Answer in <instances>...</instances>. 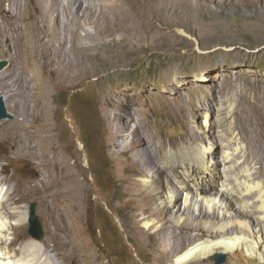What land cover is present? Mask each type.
Instances as JSON below:
<instances>
[{
	"label": "rangeland",
	"instance_id": "1",
	"mask_svg": "<svg viewBox=\"0 0 264 264\" xmlns=\"http://www.w3.org/2000/svg\"><path fill=\"white\" fill-rule=\"evenodd\" d=\"M66 1L61 3L63 6L59 15L61 28L57 29L59 35L55 39V45H62L64 50L67 48L65 50L67 58L76 63L78 56L73 49L77 44L78 46L84 44L87 47L88 58L85 59V64L77 68L79 72L82 70L81 76L69 80L68 83L65 81L51 92L48 103L52 110L49 117L55 137V153L59 152V159L62 157L73 165L78 181L86 192V202L81 213L68 204L61 206L62 213L74 225L73 234L77 242L99 256L102 263L154 264L153 252L149 250H152L150 245L154 241L152 235L155 233V228L148 229V224L154 223L156 218L152 215L150 219L144 220L146 211L148 214H154L158 210L159 201L155 195L156 191L150 188L153 173L145 164V168L142 167L143 170L140 172V167L134 169L125 162L129 160L133 140L128 135L122 139L114 137L112 127L114 116L119 110L127 112L128 116L123 119L127 120L132 129L137 128L138 137L147 136L145 139L150 146L151 155L158 153V150L168 151L170 147L173 148L172 144L175 142L179 148L189 149L190 152H196V149L213 150L214 145L208 140L209 134L213 131L216 139H223L224 150L231 153L235 148L237 149L235 158L237 160L231 163V167L235 169L239 166L234 171V175L239 179L243 164L241 157L247 155V151L264 156V131H262L264 123L262 124L260 120L264 117V0H216L217 2L215 0H163L165 2L152 0V9L146 18L147 25L139 23L137 17L133 16L138 0H79L82 6L95 5L93 8L98 13L92 17L84 14L85 19L83 16L72 18L74 16L69 15ZM71 1L73 0H69ZM69 7L73 12L74 6L69 5ZM21 10L23 16L19 23L30 36L29 47L25 49V54L29 55V75L36 73L37 75H34L35 78L38 76V79L36 78L33 85L39 80V89H44L42 79L45 75L44 58L55 60V57L41 48L42 42L46 43V40L41 41L40 36L43 30L49 32L46 39H51L52 34L49 28L45 29L47 26L44 24V29L40 28L42 23L39 21L38 52L33 38L35 18L28 17L23 6ZM39 10L42 11L40 3ZM174 11L181 12L180 16H175ZM71 23L75 24L71 26ZM101 24L105 26L102 27ZM85 34L89 39L84 38ZM8 35L10 37L11 33ZM10 38L11 41L7 44L0 38V60L7 61L6 68L0 74H10L16 68L18 56L16 44L19 40L18 37ZM34 52L39 54V58L33 55ZM82 66L85 68L82 69ZM39 77H42V80ZM210 93L214 95L216 103L212 104L213 110L206 105L208 100L206 101L205 96ZM71 95L89 101V107L93 104L98 109L104 136L101 143L98 141L97 144L108 153L105 170L97 171L95 162L88 161L80 140L79 121L82 114L75 111L66 99ZM0 97H6L1 90ZM4 103L11 119L0 121V125L14 121L19 123L22 118L17 109H13L9 100H4ZM258 131H261V134L259 133V137H262L261 149L258 143ZM192 136L196 139L190 141ZM119 145L126 150L125 154L117 153ZM15 151L16 146L10 141L0 139L1 176L13 175L11 187H15L18 183L35 181L38 171L41 180L50 179L48 167L44 165L47 159L40 157L39 164L29 158L8 159V156ZM220 153L216 154L218 158L222 156ZM53 154L49 156L53 158ZM160 159L163 160V155H160ZM142 162L141 160L139 166H143L144 162ZM226 167H217L216 175L206 174L207 188L213 191L226 189L225 185L231 183L233 178V174L229 173ZM249 167L257 168L253 162ZM263 169L264 165H262L263 176L259 175L258 180L264 182ZM95 171L97 173L93 174ZM177 171L181 173L182 169ZM251 175L253 180L256 179L254 170ZM175 180V177L171 178L172 184H176ZM130 188H133L132 192ZM6 190L8 186H0V200ZM170 190L172 191L171 187L167 189L169 196ZM145 194H151V199L146 198ZM186 195L185 192L182 193L181 201ZM255 203L253 197H246L242 204L248 206L254 213L257 206ZM31 204H36L35 215L43 231V237L38 239L40 241L46 235L40 212V200L39 202L31 200L23 204L22 219L26 223V233L31 236L28 232ZM242 204L238 201L232 202L229 208L230 214L233 215ZM217 208L221 215V209ZM220 218L223 219L222 216ZM226 218L223 222L235 221L234 217ZM189 220H179L176 217L174 224L180 226L183 223L191 227L194 232L188 235L197 240L200 239L197 236L199 228L206 233L202 239L204 240L209 238L210 233H217L218 226L222 223L213 226L207 219L190 218ZM5 222L10 227L18 223L17 220L6 219ZM108 224H110L109 228L106 226ZM250 225L252 232L249 236H253L252 240L257 245H261L262 233L258 234L259 228L255 223L251 222ZM174 230L178 233L177 227ZM10 237L7 236L8 241ZM154 244L156 246V242ZM12 249L13 251L7 253L1 251L0 259L13 255L14 247ZM159 249L163 252L165 247L161 246ZM263 252L264 250L260 249V253L264 255ZM220 255L225 256L222 264H226L229 254ZM176 259V254H173L166 264H187L179 263ZM14 260L21 262L19 258ZM210 261L215 264L214 257Z\"/></svg>",
	"mask_w": 264,
	"mask_h": 264
},
{
	"label": "bare ground",
	"instance_id": "2",
	"mask_svg": "<svg viewBox=\"0 0 264 264\" xmlns=\"http://www.w3.org/2000/svg\"><path fill=\"white\" fill-rule=\"evenodd\" d=\"M63 1L64 0H0V38L4 40L5 44L11 41L10 37L13 39L18 37L19 40L16 44L18 46L16 68L10 74H0V90L6 94L3 101L9 100L13 105V109H17L22 118L19 123L14 121L9 124L0 125V139L8 140L16 146V151L12 152L8 156V159L11 160L17 157L29 158L39 164V158L44 157V159H47L44 165L48 167L47 171L51 175L48 181H44V178L43 180L40 179L38 171L35 181L18 183L15 187H11L10 184L14 179L13 175L1 176L2 171H0V186H8V190L3 193V197L0 200V218H2L0 220V253L1 251H5L6 253L7 251H13L12 248L14 247L13 255L0 259L1 264H104L102 263L103 261H100L99 256L94 254L91 250L86 249L88 247L83 248L79 242H77L73 234L74 225L65 218L61 209L62 205L68 204L81 213L86 202V192L83 191V186L78 181L73 165L69 164L67 160L62 157V160L59 159V152L55 153V137L53 136L52 124L50 123L51 117H49L52 109L48 100L51 96V92L56 86L64 84L65 81L68 83L69 80H74V78L76 79V77L81 76L82 70L79 72L77 68L85 64V59L88 58L87 47L84 46V44L78 46L76 42L77 37H74V35L73 37L76 39L75 42L77 46H75L73 50L78 56L76 63L75 61L69 60L70 58H67L68 55L65 53L67 48L64 50L62 45H55V39L58 38L59 35L57 34V29L59 27L61 28V26H59V15L63 8L61 5ZM158 1L165 2L163 0ZM66 2L69 15L74 16L72 17L74 19H76V16L81 17L84 14L91 17L98 14L93 8L95 5L91 6L88 4L82 6L79 0H73L71 2L67 0ZM39 3L42 4V11L39 10ZM69 5L74 6L75 9L73 12ZM22 6L28 17L35 18L33 38L35 39V47L38 52L39 21L42 23L40 28L44 29V24L47 26L45 29L49 28L52 34H50L51 39H46L49 36L48 30L41 31L43 35L40 33L41 41L46 40L47 43L46 45V43L42 42L41 48H44L55 57V60L49 59L48 57L44 58L45 75L43 78L41 77L45 86L44 89H39V80L33 85V82L38 77L35 78L37 75L36 73H34L36 75H29V55L25 54V49L29 47L30 36L19 23V20L23 16L21 10ZM151 9L152 0H138L134 8L133 16L137 17L139 23L142 22L147 25L148 22L146 18L150 14ZM173 14L175 16H180L181 12L174 11ZM69 22H71V20H69ZM74 22H76V20ZM74 24L71 23L70 25L72 26ZM100 26H102V24ZM104 26L105 25L102 27ZM9 33H11L10 37L8 35ZM71 34L69 33V35ZM84 38L89 39V36L85 34ZM35 47L33 48L35 49ZM33 55L39 58L38 53L36 54L34 52ZM83 67L85 68V66H82V69H84ZM205 98L206 101L208 100L206 105L213 110L212 104H216L214 95L210 93V95L205 96ZM252 112H254V110ZM126 115L127 112L125 110H119L116 116L112 115L114 116L113 122L111 121L113 123L111 124L114 130V137L116 139H122L126 135L130 138L132 137L133 149L130 151V161L125 160V162L134 169L137 167L139 169L140 167V172L143 170L142 167H144V164L146 168L147 166L148 168L150 167L149 169L150 171L152 170L153 173V180L150 184V188L156 191L155 195L159 201L156 213L148 214V211H146L144 214V220L150 219L152 215L156 218L154 223L148 224V229L155 228V233H153L152 237L156 242V246L154 241L151 242L152 244L150 246L152 250H149V252H153V263L166 264V262L171 260L172 255L176 254V261L179 263L213 264L210 261L213 257L220 256V254H229V259L226 264H264V255L261 254L262 252L260 253V249L264 250V182L258 180V178H260L259 175L263 176L262 165H264V156H258L260 153L254 155L252 151L251 153L247 151V155L240 156L241 159H243V164L240 168L241 177L237 179L236 175H234V171H236L239 166L237 168L235 167V169L231 167V163L237 160L235 159L237 149L235 148L231 153L228 150H224L225 147L222 144L223 139H216L213 131L210 134L208 133V140L211 141V145H214L213 150L196 149V152H190L189 149L184 150L179 148L175 142L172 144L173 148L170 147L166 152L158 150V153H156L154 149L153 151L155 154H153V156L150 154V146L145 139L147 136L145 138L142 136L138 137L137 128L132 129L127 120L125 121L123 119ZM263 118L264 117L260 118L262 124L264 123L262 122ZM204 121L206 122V116ZM257 133L259 137L261 131ZM239 134L241 135L242 133L240 132ZM191 135L192 134H190V136ZM40 136L41 139L39 140ZM195 136H192L189 140L192 141ZM261 138H258L260 149L262 148ZM255 146L257 145L255 144ZM219 152L222 153L221 158H218L216 155ZM117 153L125 154L126 150L120 146ZM50 154H53V158L49 156ZM160 155H163V160L160 159ZM141 160L144 162H142L143 166H139ZM252 162L257 166L256 169L249 167ZM219 166H223V168L227 166L226 168L229 170V173L233 174V178L231 176V183L225 185L226 189L223 191H213L206 187L205 176L209 173L211 175H216L217 167ZM127 168L128 167H126V169ZM177 169H182V172L179 173ZM253 170L256 176L254 180L251 175ZM172 177L176 178L175 182L177 185L172 184ZM237 180L239 182H237ZM169 187L172 188V191L170 190V196L169 193L167 194V189L169 190ZM130 189L132 192L133 188ZM183 192L187 195L184 200L181 201ZM150 195L151 194H145V197L150 200ZM246 197L254 198L256 202L255 205H257L254 213H252V210H250L248 206L242 204ZM31 200H37V202L40 200L41 217L46 228V235L40 241L32 238L26 233V223H24L22 219L23 204ZM235 201L240 202L242 205L239 210L235 211V213L233 212V215H231L229 212L230 204ZM217 207L221 209V215L218 213ZM194 214H196V216H194ZM221 216L223 219L226 217H234L235 221L232 220V223L229 221V223L223 222V219L220 218ZM176 217L179 218V220L187 221H190V218H195L196 220L207 219L211 221V225L213 226L222 223L218 226L219 230L217 233H210V235H208L209 238L204 240L202 239L206 236V233L199 228L197 230V236L200 239L197 240L195 237L188 235V233L194 232L191 227L183 223L180 226L174 224V219ZM5 219L17 220L18 223L16 226L10 227L5 222ZM226 219L229 220L228 218ZM251 222H253V224L255 223L259 228L258 234L262 233L261 245H257V243L252 240L253 236H249L252 232L250 231ZM175 227L178 228V233L175 232ZM8 235L11 236L9 241L7 239ZM158 246L165 247V250L161 252ZM15 258L21 259V262L15 261Z\"/></svg>",
	"mask_w": 264,
	"mask_h": 264
},
{
	"label": "trees",
	"instance_id": "3",
	"mask_svg": "<svg viewBox=\"0 0 264 264\" xmlns=\"http://www.w3.org/2000/svg\"><path fill=\"white\" fill-rule=\"evenodd\" d=\"M66 99L73 106V109L81 112V120L79 121L81 143L83 149L87 153L88 161H94L97 171L101 169L105 170L107 163V151L102 150L101 147H98V141L103 140L102 127L100 122V115L98 109L93 104H90L89 101L81 100L77 95H71L66 97ZM67 101V102H68ZM77 114V113H76ZM95 171L93 174H96ZM108 223V222H107ZM109 225H106L109 228Z\"/></svg>",
	"mask_w": 264,
	"mask_h": 264
},
{
	"label": "water",
	"instance_id": "4",
	"mask_svg": "<svg viewBox=\"0 0 264 264\" xmlns=\"http://www.w3.org/2000/svg\"><path fill=\"white\" fill-rule=\"evenodd\" d=\"M7 66V61L0 60V72L4 70ZM4 119H11V115L7 113L5 103L3 98L0 97V121ZM36 204H31L28 214V223H29V234L35 239H41L43 237V231L38 221L37 216L35 215ZM225 261V256L220 255L215 257V264H222Z\"/></svg>",
	"mask_w": 264,
	"mask_h": 264
}]
</instances>
